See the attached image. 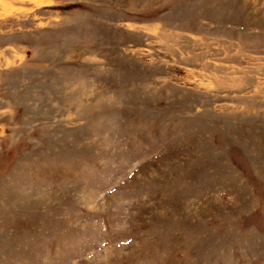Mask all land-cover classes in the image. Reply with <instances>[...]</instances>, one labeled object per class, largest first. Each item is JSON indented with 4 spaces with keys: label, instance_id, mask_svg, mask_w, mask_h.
<instances>
[{
    "label": "rangeland",
    "instance_id": "374dc122",
    "mask_svg": "<svg viewBox=\"0 0 264 264\" xmlns=\"http://www.w3.org/2000/svg\"><path fill=\"white\" fill-rule=\"evenodd\" d=\"M0 264H264V0H0Z\"/></svg>",
    "mask_w": 264,
    "mask_h": 264
}]
</instances>
